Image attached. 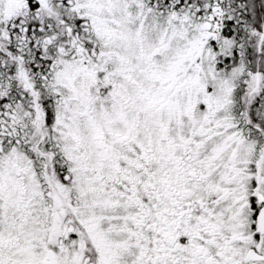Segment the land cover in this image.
<instances>
[{
  "label": "snow or ice",
  "instance_id": "obj_1",
  "mask_svg": "<svg viewBox=\"0 0 264 264\" xmlns=\"http://www.w3.org/2000/svg\"><path fill=\"white\" fill-rule=\"evenodd\" d=\"M0 264H264V0H0Z\"/></svg>",
  "mask_w": 264,
  "mask_h": 264
}]
</instances>
